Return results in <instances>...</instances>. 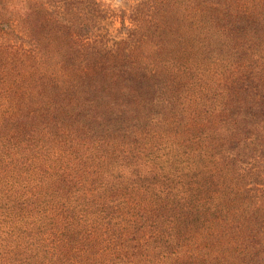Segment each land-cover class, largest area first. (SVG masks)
<instances>
[{
    "label": "trees",
    "instance_id": "16d2710c",
    "mask_svg": "<svg viewBox=\"0 0 264 264\" xmlns=\"http://www.w3.org/2000/svg\"><path fill=\"white\" fill-rule=\"evenodd\" d=\"M127 1L0 0V264H264V0Z\"/></svg>",
    "mask_w": 264,
    "mask_h": 264
},
{
    "label": "rangeland",
    "instance_id": "374dc122",
    "mask_svg": "<svg viewBox=\"0 0 264 264\" xmlns=\"http://www.w3.org/2000/svg\"><path fill=\"white\" fill-rule=\"evenodd\" d=\"M104 2L108 3L111 8H114L115 13L119 14L120 8H124L127 6V0H103ZM118 26V23L115 24Z\"/></svg>",
    "mask_w": 264,
    "mask_h": 264
}]
</instances>
